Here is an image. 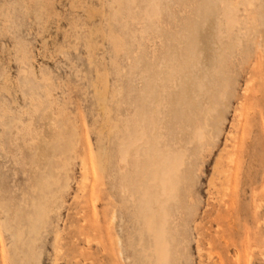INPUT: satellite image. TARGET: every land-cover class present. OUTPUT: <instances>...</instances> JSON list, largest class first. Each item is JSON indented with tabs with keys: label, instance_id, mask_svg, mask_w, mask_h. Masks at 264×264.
<instances>
[{
	"label": "rangeland",
	"instance_id": "obj_1",
	"mask_svg": "<svg viewBox=\"0 0 264 264\" xmlns=\"http://www.w3.org/2000/svg\"><path fill=\"white\" fill-rule=\"evenodd\" d=\"M170 67L233 92L214 146L147 98ZM156 140L198 150L175 264H264V0H0V264H143L126 211Z\"/></svg>",
	"mask_w": 264,
	"mask_h": 264
},
{
	"label": "bare ground",
	"instance_id": "obj_2",
	"mask_svg": "<svg viewBox=\"0 0 264 264\" xmlns=\"http://www.w3.org/2000/svg\"><path fill=\"white\" fill-rule=\"evenodd\" d=\"M168 69H169L168 72L162 73V75L159 77L160 83L162 85L161 89L158 91L155 90V91L149 92L147 95V98L151 97V100H152L151 104L154 106V108L157 112H158V110H160V111L163 110L164 115H166L165 113L168 112L169 105H171V104H169L170 99L168 100V98H166V97H168L172 93L173 97L175 99L174 106L177 108V110L174 109V114L177 112V115L173 120V124H174L173 127L169 126L171 121H170V123H168V120H165V118L168 116L167 115H166V117L164 116L165 118L162 116L164 118V123L166 122L165 127H167V125L169 124L168 127L166 128V130L168 131L169 134L171 133L173 135H176L174 133L177 132V130H178V133L181 131H184L185 130L184 128L188 129V130H185L186 132L189 131L191 133V131H192L191 137L193 135V138H195L194 139L195 141L191 140L192 143H191V141H189L188 143L189 144L191 143V146H193L196 142L194 147L198 148V150H199V147H198L199 145L201 147L202 144L213 143L212 141L214 140V137H212V135H211V137H212L211 138L210 137L211 132L209 133L206 131L211 130L212 133H215V135H217V137H218V133L220 130L219 123L221 122L220 118L222 119V116H221L222 111L221 110H223V108H225L226 106L228 108V105H229L228 99H230L228 97H229V94H231V96H232L233 92L229 93V90L225 91V90H223V88H222V91H220L219 83H216V84L213 83V81H215L217 79H215V80L212 79L210 87H208V83H206V82L197 83L196 84L197 85V87H196L197 91L195 93L193 92V94L190 95L189 93H187L186 85H184L185 82L187 81V79H186L187 77H183L181 75L182 77H180V80L178 81L180 85L177 86V83L174 80L175 71H172L171 67ZM220 72H221V70H220ZM185 76H188V75H185ZM188 80H189V77H188ZM228 85H229V83H228ZM176 86L178 87L177 89H176ZM170 88H172L173 91H171L172 89H170ZM168 89L170 92L169 95L167 94ZM166 94H167V96H166ZM205 95H207L209 100L206 98H204V99L209 101L210 106H208V105L205 106L206 104L200 103L201 98ZM157 98H159L160 101L157 102ZM240 99H241V97H240ZM242 99H244V98H242ZM242 99H241V101H242ZM196 101L200 105H196ZM241 101H240V104H242ZM157 103L159 105H157ZM202 105L204 106V108L202 107ZM220 107H221V110H220L221 114H220V118L218 119ZM240 107L241 106L239 105L237 108L239 109L238 110L239 115L241 116L240 111L243 108L242 107L240 108ZM202 108H203V110H201ZM155 110H153V113L156 112ZM203 112H205V113H203ZM199 113L205 114L207 116L206 117L205 115H203V116L201 115L198 117L199 118L200 117H202V118L206 117L204 120L208 121V124L210 125V126L208 125V127H211V128L206 129L205 125L207 126V123H205V121L202 118L201 119H202L203 123H205V124H204V126L201 125L202 121H201V119L199 120V118L197 117V114H199ZM206 113H208V114H206ZM153 118H155V116L152 117V120H153ZM163 118L159 119L156 117L155 118L156 121L155 122H154V120L152 121L153 126L155 128L157 126L161 127L160 126L161 124H156V123H158V121H160L161 119L163 121ZM196 119H197V121H196ZM200 121H201V124H199ZM180 129H181V131H180ZM245 130H247V129H245ZM190 133H188L189 136H190ZM206 133H209V134H206ZM151 134L154 135L155 133L151 132ZM205 134L208 135L209 137H207ZM206 137H207V139H206ZM210 138L213 140H210ZM140 140H142V139H140ZM185 140L187 141V139H185ZM216 141H217V139L215 140L214 143H216ZM159 142H160L159 140L158 141L156 140V142L152 143L153 147H155V148H153V149L150 148L151 150H149V152H148V161H149L148 167L146 169V172L141 177V183L139 184V186H137V188L135 189L133 194H131L133 196V197H131L132 204L128 205V208L126 211V215H128V217H127L128 225L127 226L129 229V231L126 233H127L128 239H129V245H130V247L132 245L139 246V251L141 252V255H142L141 257L143 259V264H175L180 259L179 258L180 256L178 254L179 253V246L181 243L185 242V240H184V229H185L186 224H185V222H183V226H182L181 230H179V229H176V227L174 225V220L176 218L175 215H178L181 213H183L185 215V212H186V214H189L188 210L190 211V205H188V203L184 202L183 197L186 198V196H187L186 194L189 192L188 186L191 187L193 185L194 180H191V176L195 177V173L193 175V171L191 173L189 170H190V167L193 168L192 165H194V168H195V164H194L195 162L194 161L197 160V157H198L197 156L198 155L197 149L191 153L194 156H191L190 154H188V152L183 153L184 151L183 152L182 151L177 152V151H175L176 149L169 150L170 147H168L164 152H163V150L158 151L157 146H158ZM133 143L131 145H133ZM188 143L186 144V147H187ZM213 144H211V145L214 146L215 144L214 145ZM196 145H197V147H196ZM193 148L189 149V146L187 147L189 153L192 151ZM178 149H180V147ZM183 149H186V148H182V150ZM185 152H186V150H185ZM100 155L103 156V154H100ZM100 155H97V157H100ZM126 155H127V153H126ZM186 155H187V157L189 155L190 156L187 158ZM97 157L94 161L95 167L98 170H102V162L100 160L102 157L100 159H98ZM220 161H222V160H220ZM220 161H218L219 167H221L220 163H222ZM231 162H233V161H230L229 163H231ZM218 163H216V166L218 165ZM230 166L231 165L229 164L228 167H230ZM217 169H219L218 166H217L216 170ZM229 174H230V172L228 173V176H229ZM132 206H134V211L131 210ZM184 215H183V217H184ZM174 216H175V218H174ZM30 217H31V215H30ZM116 217H117V214H116ZM114 218H115V214L112 216V219H114ZM184 220H185V218H184ZM0 223H1V221H0ZM136 224L137 225L139 224L140 227L139 228L136 227ZM2 225H3V223H2ZM35 227H37V226H35ZM136 228H137V231H136ZM118 229H119V227H118ZM132 230H133V233H132ZM134 232H136V237H134V235H133ZM119 233H120V231H119ZM21 234L24 235V232ZM21 234H20V236H21ZM5 235H6V233H5ZM36 235H38V234H36ZM117 235H118V233H117ZM120 237L118 236V238H117V244L122 247L123 244H122V239ZM133 238H134V241H133ZM9 240H11V239H9ZM32 241H33V239H32ZM18 242H19V240H18ZM8 243H10V242H8ZM136 246H135V248H136ZM181 249H182V247H181ZM182 256L183 255H181V257ZM131 262H132V260H131Z\"/></svg>",
	"mask_w": 264,
	"mask_h": 264
}]
</instances>
